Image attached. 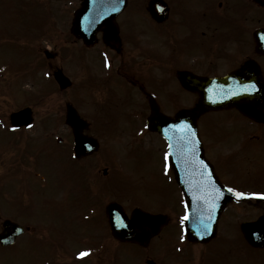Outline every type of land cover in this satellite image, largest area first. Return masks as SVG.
Here are the masks:
<instances>
[{
	"label": "rangeland",
	"instance_id": "rangeland-1",
	"mask_svg": "<svg viewBox=\"0 0 264 264\" xmlns=\"http://www.w3.org/2000/svg\"><path fill=\"white\" fill-rule=\"evenodd\" d=\"M26 2L28 5L25 8ZM76 4L75 0H22L21 9L33 13L32 16L24 15L23 23L18 20L19 16H16L15 0H0V33L1 35L6 33V36L0 39V116L2 117V114L6 116L11 111L30 106L33 109L35 120V125L29 132H20V140L8 146L7 153L3 150L8 145L5 144L8 136L4 137L6 134L0 130L1 211L4 215L9 213L12 217L14 216L32 227L14 245L0 249V264H77L75 257L82 251H88L89 254L82 257L79 264H146L145 259L152 257L161 262L163 259L161 245L155 243L151 248H142L140 251L132 246H120L119 242L111 239L109 235L104 219V206L107 201L117 200V198L125 207L131 206V202H133L131 200L137 194L132 181L124 179L126 176L119 175L113 169L112 172L116 173L115 176L114 173L109 176L106 174V177L101 176L100 182L98 180V183L94 185L91 184V180L88 183L90 176L86 171V178L83 179L85 186L82 182L80 190H76L77 185L72 184L75 181H71L75 176L71 178L67 174H73V165L66 158L69 155V145L66 125L61 118L64 114L65 103H72L81 111V114L84 113L86 118L92 119L93 115L90 112L96 107V99L99 95H95L93 90L94 79H96L94 74H91L89 79L86 78L84 83V86L89 85L93 91L87 96L88 98L84 99L81 96L82 91L78 90L84 79L83 69L78 64L82 48H80L81 43L78 40L69 38L67 30ZM18 12L20 13L19 10ZM31 22L40 23L39 28H36L37 24H30ZM17 29H20L18 36L20 35L21 46L27 51L20 48L16 40L10 39L9 35H14L15 32H18ZM45 46L54 53V58H47L43 55L41 51ZM89 60L93 62L92 66L97 65L93 55ZM23 63L28 64L26 66ZM53 67H61L72 80L73 85L69 89L56 92L57 85L54 84L51 73ZM44 75L50 77L46 79L43 78ZM23 81L28 82L25 88L22 84ZM164 96L166 95L160 97L162 101L165 100ZM187 98V95L184 94L183 105L190 101ZM51 118L54 119L53 122ZM228 120L237 124L232 117H229ZM217 123V121L207 120L204 124L206 128H210ZM86 132L102 139L101 146L94 155L95 160L88 157L78 163L90 167L93 173L92 178L94 174L95 177L100 176L102 168L111 163L112 154L117 149L116 142H120L121 139L119 136L114 138L115 132L114 136L112 133L108 137L103 133L101 136L95 135L93 128ZM56 135L62 137L61 144H54ZM229 135L226 140L238 139L239 130L233 129ZM15 150L21 157L27 154H31L32 157L34 155L33 158L29 157V160L32 158L31 161L39 163V167L42 169L37 167L38 170L47 176L45 180L48 181L45 184H42L38 179L39 176L28 180L33 193L27 189L21 191L18 176H13L15 170L28 172V165L19 160ZM244 151L246 154L254 155L257 162H244L239 154L224 159L223 163L227 165L228 169H231L228 174L224 175L226 180L234 184L242 182L244 186L264 188V182L261 181L263 179L261 176L259 177L262 163L258 157L259 154H264V149L257 148L256 143L253 142V144L247 143ZM91 161L94 163L90 166ZM166 176V174L162 175V177ZM77 183L79 184V182ZM101 183L103 187H100ZM165 185L166 183L161 180L157 183V187L161 191ZM154 199L156 197L151 198L148 201L149 204L155 205ZM18 200L23 204V208L15 206V202ZM254 203H258V205ZM88 204L95 208L96 214L90 220L83 222L78 216L83 207L86 208ZM244 204L245 207L235 209L236 213L247 209L256 216L261 213V210L264 211L262 209L264 201H252L250 204L247 202ZM259 205H263V207L261 208ZM99 208L100 212L97 213ZM180 211L174 213L177 214ZM84 217H87V213ZM221 226L220 228H222ZM61 227H63V231ZM176 230L175 227L172 235ZM227 230L222 228L220 233L224 234V231ZM169 233L167 230L161 237L167 238ZM194 252L207 255L209 258V250L206 247L197 248ZM252 258H254L253 261ZM252 258H247L246 264H264V251L263 253L255 252Z\"/></svg>",
	"mask_w": 264,
	"mask_h": 264
},
{
	"label": "flooded vegetation",
	"instance_id": "flooded-vegetation-1",
	"mask_svg": "<svg viewBox=\"0 0 264 264\" xmlns=\"http://www.w3.org/2000/svg\"><path fill=\"white\" fill-rule=\"evenodd\" d=\"M162 1L156 3L159 19L155 21L148 9L150 0H125L124 7L114 18L120 44H107L102 37L104 25L98 26V42L94 46L97 65L89 67V70L96 78L93 90L95 95H99L96 107L90 112L92 119L82 114L88 121L85 131L93 128L96 135L101 136L104 133L106 137L116 131L152 132L146 124L147 118L152 115L151 105L157 107L159 113L172 115L182 108V91L191 96V107L197 106L199 94L181 84V74L184 72L199 78H222L234 73L232 77L238 81L241 78L243 81H253L257 74L261 79L259 78V82L254 81L257 85L251 87L252 92L248 98L258 99L264 91V0ZM79 90L82 91L84 99L93 92L89 85L84 84ZM161 95H166L164 101L160 99ZM261 111L264 113V104ZM237 114L247 121L236 128L239 130L238 139L226 140L230 132L224 130L222 125H214L205 131L201 125L204 147L221 179L229 173L227 165L223 163L224 159L235 154H239V157L246 155L244 148L247 143L254 142L256 147L264 149V123ZM66 129L67 143L70 145L71 131L67 127ZM251 132L255 133V140H246V136ZM161 142V148L164 149L165 142ZM121 146L124 147L125 144ZM136 146L141 147L138 144ZM96 152L97 150L81 157L80 160L88 157L95 160ZM15 154L19 160L22 161L23 158V163L28 165V172L15 170L18 178L27 180L38 173L31 163L32 158L29 160L31 154L21 157L16 150ZM259 157L264 166V154ZM159 159L162 161L163 156ZM93 163L94 161H91L90 166ZM81 170V173L75 175V182H72L77 185L76 190L80 189L82 182L85 186L83 179L86 178V171L90 176L88 183L90 180L94 185L98 180L100 182V176L95 177L94 174L91 178L93 173L90 167L84 166ZM25 186L28 187L26 184ZM169 190L174 194L180 192L174 182L170 183ZM234 190L244 195H236L230 203L233 210L231 216H235L236 208L245 207L244 203L260 201L248 198L249 192L264 194V188L252 190L242 182L235 186ZM179 205L173 203L167 206L173 208ZM242 212H247L243 221L264 214L261 210L260 214L254 216L245 209L237 211L238 218ZM194 245L186 240L178 244L173 243L172 250L175 251L167 253L173 257L164 258L158 264H244L246 242L242 236H239V241L233 240L230 250L227 251L223 250L219 242L202 245V249L206 247L209 250V258L207 255L195 253L194 250H188L195 247Z\"/></svg>",
	"mask_w": 264,
	"mask_h": 264
},
{
	"label": "water",
	"instance_id": "water-1",
	"mask_svg": "<svg viewBox=\"0 0 264 264\" xmlns=\"http://www.w3.org/2000/svg\"><path fill=\"white\" fill-rule=\"evenodd\" d=\"M88 2L89 0H85ZM85 2V3H86ZM86 7V5H85ZM79 21V12L76 13V21L78 23ZM79 24V23H78ZM56 79L60 82L61 85L65 84V80L62 74L58 73L55 75ZM223 101H212V100H207L205 98L200 100V104L203 108L209 109L211 107H223L226 106L227 104H235L237 107L241 108V104L238 102V100H230L226 101L225 103H222ZM230 102V103H229ZM17 117V114L13 115V119ZM182 121L184 124H188V129L189 130H194L195 127V120H196V112L194 114L190 115L189 112H183L182 113ZM69 122L73 124L74 126H77V129L74 131L76 135V140L79 144V150L78 153L82 150V140L83 138L79 134V124L77 122V116L75 115L74 111H70ZM74 121V122H73ZM164 121H162L161 124H163ZM182 123V124H183ZM183 124V125H184ZM157 128L160 129V126H156ZM176 132H170L171 136H169L170 141L172 142V155H173V163L177 165L182 164L178 162V159L175 160V157H177V153L180 150L179 145L175 142L176 141V135L179 134L180 130L175 129ZM173 130V131H175ZM183 129H181V133H183ZM171 131V130H169ZM168 133V132H166ZM174 140V141H173ZM82 152V151H81ZM199 156V153L197 154ZM179 169H183L184 167L178 166ZM180 178L187 179L185 174L183 172H180ZM189 188V187H188ZM191 189V188H190ZM194 189V188H193ZM195 191V189H194ZM192 189L187 190V200L189 204V218L191 221L194 222H199L201 219V209H196L195 206L196 204L193 202L194 201V196L192 195L194 192ZM107 215H108V221H109V226L111 229L112 234L119 238L120 240H130V241H136V242H144L145 240L148 239L153 233L157 232L160 228V225L164 223V219L150 215V214H145L141 213V211H135L132 213L130 219H127L124 212L118 208L116 205H109L107 207ZM195 223V224H196ZM198 227V225H196ZM22 231V227L19 226L16 223H12L10 221H5L4 223V231L2 234H0V242L1 244H9L12 243L15 236Z\"/></svg>",
	"mask_w": 264,
	"mask_h": 264
},
{
	"label": "snow or ice",
	"instance_id": "snow-or-ice-1",
	"mask_svg": "<svg viewBox=\"0 0 264 264\" xmlns=\"http://www.w3.org/2000/svg\"><path fill=\"white\" fill-rule=\"evenodd\" d=\"M170 147H171V146H170ZM169 155H170V154H168V153L165 154V159H166V160L168 159V156H169ZM230 191H231V189H230ZM236 195H237V196H243L244 193L239 192V193H236ZM253 195H257V194H253ZM259 195H264V194H259ZM187 219H188V216L185 215V216L183 217V220H187ZM88 254H89L88 251H82V252L79 253V256L82 258V257H84V256H86V255H88Z\"/></svg>",
	"mask_w": 264,
	"mask_h": 264
}]
</instances>
